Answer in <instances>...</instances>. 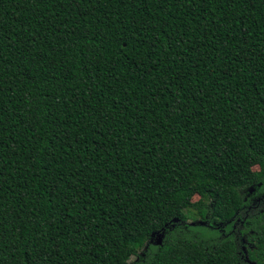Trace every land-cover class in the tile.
Masks as SVG:
<instances>
[{
	"label": "trees",
	"instance_id": "16d2710c",
	"mask_svg": "<svg viewBox=\"0 0 264 264\" xmlns=\"http://www.w3.org/2000/svg\"><path fill=\"white\" fill-rule=\"evenodd\" d=\"M257 184L264 0H0V264H264Z\"/></svg>",
	"mask_w": 264,
	"mask_h": 264
},
{
	"label": "rangeland",
	"instance_id": "374dc122",
	"mask_svg": "<svg viewBox=\"0 0 264 264\" xmlns=\"http://www.w3.org/2000/svg\"><path fill=\"white\" fill-rule=\"evenodd\" d=\"M252 169L256 170V166H253ZM259 186L260 185L257 184L256 186H254L252 188H249L247 190L248 207L246 208V210H243L242 212H240V215H238L233 221L232 231H233L234 235L238 239H239V235L237 233V229L242 226L243 221L245 220V217L247 216V214L257 208V206L259 205L258 202H259L260 197L264 196V192L263 193H258L257 190H258ZM200 201L201 202H206L207 199L205 197L199 196L197 194H194L190 198V202L192 204H196V203H198ZM185 215H186L185 221L188 222V223H199V224L200 223L201 224L204 223V221L200 220L196 210L194 208H192V207L186 208ZM162 236H163V230L154 232V233L151 234L150 241H152L153 243H159L161 238H162ZM239 247H240L241 252H242L243 260L247 264H256L255 263V259L253 258V255L251 254V252L247 251L245 249V246L242 245V243L239 245ZM133 258L134 257H132L131 259H133Z\"/></svg>",
	"mask_w": 264,
	"mask_h": 264
}]
</instances>
